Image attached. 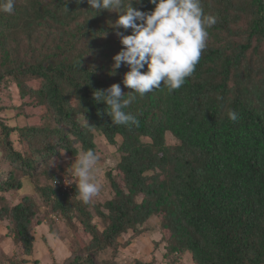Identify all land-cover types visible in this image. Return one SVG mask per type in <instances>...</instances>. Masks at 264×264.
<instances>
[{
    "label": "trees",
    "instance_id": "obj_1",
    "mask_svg": "<svg viewBox=\"0 0 264 264\" xmlns=\"http://www.w3.org/2000/svg\"><path fill=\"white\" fill-rule=\"evenodd\" d=\"M25 3L12 14L0 12V97L15 85L19 99L17 106L8 104L14 124L0 120L7 148H12L8 137L17 134L28 142L46 141L42 149L48 155L60 147L77 158L95 150L91 131L101 133L108 144L122 138L124 185L113 180L114 197L104 203L105 211L96 208L102 229L92 223L86 206L73 200L76 188L64 192L52 185L56 171L42 172L44 183L36 187L39 202H51L66 225L72 228L76 220L88 237L68 264H98L97 254L116 251L124 235L131 232L128 241L145 234L152 216H160L158 231L167 243L168 264L187 255L193 264H264V0H201L204 13L217 22L208 29L207 47L194 73L172 93L163 85L144 97L131 93L137 98L125 111L137 123L128 126L113 124L106 104L93 99L95 90L114 83L126 96L131 91L123 85L126 67L112 74V57L122 47L114 49L111 42L117 14H98L87 0ZM132 6L143 11L154 7L148 0L142 5L133 0ZM19 19L30 56L19 54L20 38L7 48L6 34ZM53 28L60 30L58 36L50 32ZM31 105L44 107L45 125H27ZM229 110L237 113L236 121L228 118ZM18 118L25 124H17ZM52 121L61 127L52 128ZM166 133L177 143L167 145ZM145 137L149 143L140 142ZM14 160L33 165L17 153ZM12 178L9 174L0 180V193L21 189ZM37 211L29 197L0 207V220L9 221L6 227L15 243L29 253Z\"/></svg>",
    "mask_w": 264,
    "mask_h": 264
},
{
    "label": "rangeland",
    "instance_id": "obj_2",
    "mask_svg": "<svg viewBox=\"0 0 264 264\" xmlns=\"http://www.w3.org/2000/svg\"><path fill=\"white\" fill-rule=\"evenodd\" d=\"M49 1L45 0V2ZM24 5H26L25 0H15L16 10H21ZM16 22L18 24L13 23L14 27L11 33H9L10 35L6 34L8 38L6 40L7 48H12L15 38H20L22 47L19 49V54L21 56H30L26 51L30 43L26 38L24 22H21L20 19ZM50 32L56 36L60 34V30L57 31L55 28ZM40 39L42 40L41 37ZM111 42L113 48L117 49L120 44L118 37L111 36ZM32 45L39 48V43H32ZM0 103L4 106L0 110V120L13 125L12 118L15 117V114L7 109L8 104L16 106L19 104L18 91L15 85L11 86L7 95L2 98L0 97ZM26 112L29 116L27 120L28 126L35 128L46 124L45 119L43 121L42 118L45 112L43 106L31 105L26 108ZM10 118L11 120H9ZM80 119L81 116L79 115ZM16 122L19 125L25 124L22 118H18ZM51 125L52 128L59 126L53 121ZM91 132L94 133L97 142L95 151L100 156V160L96 165L95 176L101 185V192L89 204H84L78 195L75 199L72 196L71 199L74 201L79 200L81 204L85 205L87 211L93 216L92 223L96 224L99 229H102L101 219L96 217V208L105 211L104 203L114 197L111 189V182L113 180L120 187L124 185V175L119 168L122 160V154L119 149L122 138L116 136L114 144H108L103 139L101 133L97 132L95 134L96 131ZM8 140L12 141L11 149L7 148L4 137L0 133V180L8 178V175L11 174L12 179L20 182L22 187L15 192L0 193V207L3 205L12 207L20 203L24 198L29 197L39 206V211H37L35 219L32 220L34 224L30 233L33 236V243L30 253L26 252L21 244L15 243L13 234H10L6 227L9 221L0 220V264H68L72 252H76L78 245L87 243L88 237H86L83 227L76 220H73L74 226L72 228L66 225L64 219L60 217L61 214L52 210L51 202L47 205L39 202V194H37L36 187L44 183V174L42 172L48 170L49 172L56 171L55 175L57 176L55 178H63L69 187L72 186L77 190L78 180L74 175V166L80 154L77 158H72L63 148L58 147L55 153L48 155L45 149H42L46 141L42 142L41 140L32 138L28 142L23 138H19L17 134H11ZM165 141L167 145L177 143V140L170 133L165 134ZM52 142L53 144L55 143V141ZM140 142L149 143L150 139L147 137L141 138ZM16 153L22 158L28 157L29 160H32V169L27 166L25 167L19 160L13 161ZM54 157L55 159L53 160ZM137 201H140V198ZM159 217L152 216L146 223L145 227H147V231L145 234L135 240L130 239L126 241L131 235V232H129L119 239L123 245H120L121 247L116 251L107 249L98 253L95 259L96 262L98 264H134L136 261H142L151 262V264H168L165 257L167 243L161 238L158 231ZM36 221L39 223H36ZM177 264L193 263L191 257L187 255L182 257Z\"/></svg>",
    "mask_w": 264,
    "mask_h": 264
},
{
    "label": "clouds",
    "instance_id": "obj_3",
    "mask_svg": "<svg viewBox=\"0 0 264 264\" xmlns=\"http://www.w3.org/2000/svg\"><path fill=\"white\" fill-rule=\"evenodd\" d=\"M82 2L84 0H77V3ZM87 3L89 9L98 14L104 10L117 14L111 28L122 47L112 57V74L115 75L122 66L126 67L123 85L131 91L126 96L121 85L114 83L93 92L96 103L103 101L106 104V112L115 125L137 123L136 117L125 111L137 98L131 93L144 97L162 85L172 93L184 85L207 47L208 29L217 22L216 17L204 13L201 0H148L154 6L148 11L134 8L133 0H128L127 5L124 0H87ZM135 3L142 5L143 0H135ZM14 11L15 0H0V12L12 14ZM107 35L105 32L104 36ZM77 63L81 65V60ZM227 115L233 122L238 119L234 110H229ZM99 160L97 152L88 149L75 161L77 193L84 204H89L101 192L95 176ZM56 179L63 178L53 179V186Z\"/></svg>",
    "mask_w": 264,
    "mask_h": 264
},
{
    "label": "built area",
    "instance_id": "obj_4",
    "mask_svg": "<svg viewBox=\"0 0 264 264\" xmlns=\"http://www.w3.org/2000/svg\"><path fill=\"white\" fill-rule=\"evenodd\" d=\"M55 181H56V183H55ZM53 184L55 185V186H58L59 188H61L62 189V191H68V184L67 183H65L64 182V179H56V180H54L53 181Z\"/></svg>",
    "mask_w": 264,
    "mask_h": 264
}]
</instances>
